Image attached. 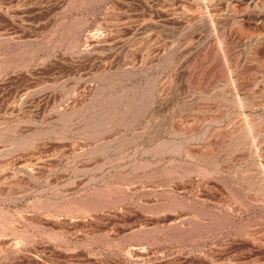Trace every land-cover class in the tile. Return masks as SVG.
<instances>
[{
	"label": "rangeland",
	"instance_id": "rangeland-1",
	"mask_svg": "<svg viewBox=\"0 0 264 264\" xmlns=\"http://www.w3.org/2000/svg\"><path fill=\"white\" fill-rule=\"evenodd\" d=\"M0 264H264V0H0Z\"/></svg>",
	"mask_w": 264,
	"mask_h": 264
}]
</instances>
